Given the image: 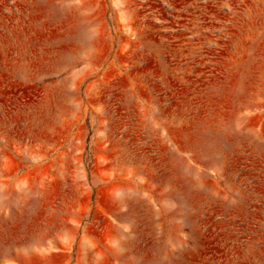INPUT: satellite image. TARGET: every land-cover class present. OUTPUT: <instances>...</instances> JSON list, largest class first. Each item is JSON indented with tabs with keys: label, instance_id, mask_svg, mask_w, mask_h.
I'll return each instance as SVG.
<instances>
[{
	"label": "rangeland",
	"instance_id": "rangeland-1",
	"mask_svg": "<svg viewBox=\"0 0 264 264\" xmlns=\"http://www.w3.org/2000/svg\"><path fill=\"white\" fill-rule=\"evenodd\" d=\"M0 264H264V0H0Z\"/></svg>",
	"mask_w": 264,
	"mask_h": 264
}]
</instances>
